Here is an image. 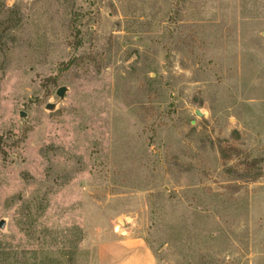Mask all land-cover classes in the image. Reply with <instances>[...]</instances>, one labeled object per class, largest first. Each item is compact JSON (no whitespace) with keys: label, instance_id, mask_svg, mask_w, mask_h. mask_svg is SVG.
Instances as JSON below:
<instances>
[{"label":"rangeland","instance_id":"1","mask_svg":"<svg viewBox=\"0 0 264 264\" xmlns=\"http://www.w3.org/2000/svg\"><path fill=\"white\" fill-rule=\"evenodd\" d=\"M0 221V264H264V0H0Z\"/></svg>","mask_w":264,"mask_h":264},{"label":"water","instance_id":"2","mask_svg":"<svg viewBox=\"0 0 264 264\" xmlns=\"http://www.w3.org/2000/svg\"><path fill=\"white\" fill-rule=\"evenodd\" d=\"M63 88H60V89H58L57 90V94L58 95H60V96H62L63 95ZM198 114H200V112L198 111L197 112ZM118 220H119V222H123V219H122V217H118ZM4 225V222L3 221H0V227H2ZM118 225H116L115 227H117Z\"/></svg>","mask_w":264,"mask_h":264},{"label":"bare ground","instance_id":"3","mask_svg":"<svg viewBox=\"0 0 264 264\" xmlns=\"http://www.w3.org/2000/svg\"><path fill=\"white\" fill-rule=\"evenodd\" d=\"M119 224V223H118Z\"/></svg>","mask_w":264,"mask_h":264}]
</instances>
